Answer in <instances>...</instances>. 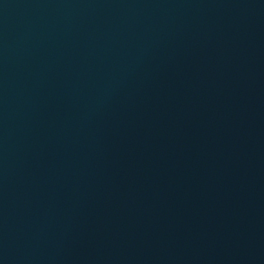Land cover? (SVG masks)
<instances>
[{
  "label": "water",
  "instance_id": "water-1",
  "mask_svg": "<svg viewBox=\"0 0 264 264\" xmlns=\"http://www.w3.org/2000/svg\"><path fill=\"white\" fill-rule=\"evenodd\" d=\"M0 264H264V0H0Z\"/></svg>",
  "mask_w": 264,
  "mask_h": 264
}]
</instances>
